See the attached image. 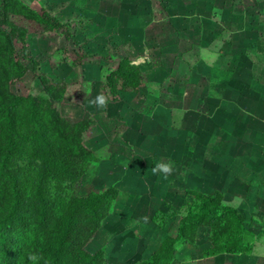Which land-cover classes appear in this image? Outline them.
I'll use <instances>...</instances> for the list:
<instances>
[{"label":"crops","instance_id":"obj_1","mask_svg":"<svg viewBox=\"0 0 264 264\" xmlns=\"http://www.w3.org/2000/svg\"><path fill=\"white\" fill-rule=\"evenodd\" d=\"M23 1L91 35V141L106 152L91 174L118 195L87 251L102 250L106 264L114 250L98 239L120 220L121 233L134 223L137 233L161 237L154 246H116V264L146 261L176 237L190 192L219 193L249 240L207 254L206 222L167 264H264V0ZM69 58L54 67L86 65ZM121 58L143 80L108 101L101 70Z\"/></svg>","mask_w":264,"mask_h":264},{"label":"trees","instance_id":"obj_2","mask_svg":"<svg viewBox=\"0 0 264 264\" xmlns=\"http://www.w3.org/2000/svg\"><path fill=\"white\" fill-rule=\"evenodd\" d=\"M21 2L20 9H24L29 16L35 18L45 33L65 35L66 39L71 41L70 23L62 24L43 9L39 10L44 13L42 16L39 11L36 12ZM14 38L21 44L23 59L31 65L34 71H38L39 63L31 54L30 46L19 28L9 25L8 33L0 28V49L4 47L11 50ZM14 60L17 61L15 57ZM131 62L132 60L129 58H121L115 66L102 68L101 89L108 101H117L120 91L126 89L136 91L142 83L143 76L140 70ZM16 65L18 71L10 76L13 79L20 78L26 71L24 66L18 65V61ZM38 79L42 85L43 97L40 98V94L30 95L27 100L32 120L35 122L39 113H47L50 114L55 129L58 125L64 128L72 127L76 134L71 137L69 142L72 149L71 153L59 157V154L53 150L47 135L41 134L33 128L27 130L23 127L24 120L16 108L22 98L12 95L0 85L1 256L6 255V249L14 229L25 228L30 221L35 228L43 227L53 218L50 215L49 199L40 186H36L34 190V200L28 203L25 198L24 184L20 183L17 170L13 168L16 153L27 154L26 151L29 146L34 149L29 153L30 155L38 157L46 166L55 169V178L58 173L77 175L82 171L81 168L72 164L71 169H64V162L61 157H77L83 161L87 157V148L84 146L85 134L95 123L91 117L73 122L61 116L55 106L66 101V86L53 83L44 74H38ZM59 133L66 138L62 131ZM45 148L47 149L45 150ZM92 154L94 153L92 152ZM190 194L193 196V203L190 212L181 219L176 237L166 238L161 243L160 248L148 260L137 264H167L173 255L174 247L182 243L192 242L197 227L206 222L212 228L210 241L213 246L207 254L215 253L222 248H228V246H242L249 240L250 237L242 230L235 211L221 204L219 193L203 195L190 192ZM117 195V189L112 186L105 187L99 192L77 199L68 211L58 215L55 219L58 222L59 233L57 243L52 244L44 241L37 244V251L44 260L43 264H104L102 250L90 254L84 248L94 237L103 220L109 215Z\"/></svg>","mask_w":264,"mask_h":264},{"label":"rangeland","instance_id":"obj_3","mask_svg":"<svg viewBox=\"0 0 264 264\" xmlns=\"http://www.w3.org/2000/svg\"><path fill=\"white\" fill-rule=\"evenodd\" d=\"M21 1L26 4L23 0H0V28L8 33L9 25H11L23 32L30 46L31 54L39 63V68L38 71H34L31 65L26 63L22 56L21 44L14 38L11 50L4 47L0 49V85L12 95L22 98V101L16 106L19 115L24 120V126H22L27 130L33 128L39 133L47 135L53 150L59 154V157L63 154L68 155L72 151L69 144L70 139L76 134L74 128H64L58 125L57 129H55L51 122L52 118L47 113H39L34 122L30 117L27 100L30 95L40 94V98L43 97L41 92L42 85L38 79V74H44L53 83L65 85L67 88L66 101L55 106L61 116L73 122L90 117L91 35L87 33V29L84 27H74L72 23H70V33L72 37L74 36L73 42L67 40L65 35L47 34L35 18L29 16L24 9H20ZM49 13L54 16L51 12ZM39 14L44 16V13L40 11ZM14 57L18 61V65L24 66L26 71L20 78L13 79L10 76L18 71L16 70L18 68L16 65L17 61L15 62ZM68 58V62L81 63V61H84L86 65L83 69H72L64 65L54 67L56 62L59 64L61 60L67 61ZM34 124L36 125L33 126ZM60 131L66 135V138L60 135ZM84 146L87 148V157L83 161L77 157H61L64 162V169H71L73 164L76 167H80L82 171L77 173V175L57 172L56 178L54 168L46 166L38 157L29 154L32 152L31 150H34L33 148L31 149L28 146L27 154L25 155L16 153L13 168L17 170L20 183L24 184L25 198L28 203L34 200V190L36 186H40L45 196L49 199L50 215L53 218L43 227L35 228L30 221L27 227L14 229L6 249V255H0V264H43L44 260L37 251V244L44 241L52 244L57 243L59 233L58 222L55 219L58 215L68 211L69 207L73 206L77 199L84 198L105 188L103 183L99 181L101 178L98 175H94L95 173L91 174L95 168L101 165L102 159L106 156L105 150L93 151L95 146L91 141V128L85 134ZM92 152L94 154L91 155ZM67 162L68 165L70 163L69 166L66 165ZM118 221L120 220L112 224L113 227L116 226L114 227L115 230L109 228L100 237L101 240L98 239L99 242L107 243L114 250L112 251L113 253L110 252L106 264L117 263V259L114 257L116 255V246L117 248L119 246H127L131 250L136 246H145V242L154 246L161 237L159 234H152L150 228L145 229L148 231L146 235L137 233L138 231L132 226L134 223L132 225L126 224L128 231L121 233L124 230L119 227ZM127 221L128 223L135 222V220ZM143 221L145 224L149 222L147 219H143ZM117 230L119 232L114 233ZM99 232L97 230L96 235H99ZM84 249L87 251V245H85ZM90 250L88 249L87 252L90 253ZM125 261L127 263L136 262L131 259Z\"/></svg>","mask_w":264,"mask_h":264},{"label":"clouds","instance_id":"obj_4","mask_svg":"<svg viewBox=\"0 0 264 264\" xmlns=\"http://www.w3.org/2000/svg\"><path fill=\"white\" fill-rule=\"evenodd\" d=\"M100 102L103 103V97H100ZM169 169L168 168H165V171H168Z\"/></svg>","mask_w":264,"mask_h":264}]
</instances>
